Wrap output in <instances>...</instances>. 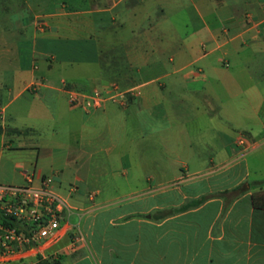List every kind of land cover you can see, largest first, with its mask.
Listing matches in <instances>:
<instances>
[{
	"label": "crops",
	"instance_id": "1",
	"mask_svg": "<svg viewBox=\"0 0 264 264\" xmlns=\"http://www.w3.org/2000/svg\"><path fill=\"white\" fill-rule=\"evenodd\" d=\"M108 82L137 93L67 103L66 86ZM263 118L264 0H0V179L50 175L66 204L58 237L26 263L264 264V205L250 196L264 190ZM59 121L84 193L62 195L59 170L38 162L56 148L40 130ZM97 150L154 173L101 181Z\"/></svg>",
	"mask_w": 264,
	"mask_h": 264
},
{
	"label": "built area",
	"instance_id": "2",
	"mask_svg": "<svg viewBox=\"0 0 264 264\" xmlns=\"http://www.w3.org/2000/svg\"><path fill=\"white\" fill-rule=\"evenodd\" d=\"M65 90L67 103L85 111L105 101L124 104L127 97L137 93L136 88L121 89L115 82L90 90L74 86ZM235 142L243 144L244 139L238 136ZM51 181L52 177L44 174L36 185L0 184V264H34L26 263V256L58 237L66 204L52 190Z\"/></svg>",
	"mask_w": 264,
	"mask_h": 264
},
{
	"label": "rangeland",
	"instance_id": "3",
	"mask_svg": "<svg viewBox=\"0 0 264 264\" xmlns=\"http://www.w3.org/2000/svg\"><path fill=\"white\" fill-rule=\"evenodd\" d=\"M86 41H78L76 44H85ZM96 83V82H95ZM69 124L64 122H58L55 126L50 128L49 124L43 126V128L40 130V137L44 144H54L56 148L53 152L50 154H44L39 157L38 162L39 164H42L45 167V172H50V166L52 168H56L60 172V178L57 180L54 178L55 182L54 185L58 186L59 192L66 196L68 189L74 188L75 186H79V192L84 193L87 190L93 189L90 186H81L82 179L88 180V177H85V172L81 168L79 161L80 159H76L77 156H73V147L71 143V137L68 132ZM53 130V131H52ZM35 133H28V136H35ZM52 134L51 138L49 135ZM240 137L245 139L242 134H239ZM253 141V140H249ZM28 157H30L32 160L33 153H26ZM113 155H108L106 151L104 150H97L94 154H92L89 157L90 162H97L99 165L104 166V169L106 170L104 172H101V177L99 176V179L101 181L104 180H112V181H121L124 178H146L153 175L154 172L147 171L143 168H139L137 171L133 170H124L121 167H114L112 164L114 163L112 159ZM143 167V166H142ZM0 171L3 172L2 169V162L0 163ZM175 173L174 171L164 172V176L170 177ZM76 175L79 176V179H76ZM82 178V179H81ZM81 179V180H80ZM95 178H90L89 181L93 182L96 180ZM1 184H11L9 181L1 180ZM87 189V190H86ZM106 189L108 191L107 194L114 195L117 192H119L120 188L117 187H108V188H102ZM97 198V197H96ZM96 198L94 200H96ZM93 200V201H94ZM70 201V198H69ZM85 203H91L90 200H86ZM90 216L93 215V213L89 214Z\"/></svg>",
	"mask_w": 264,
	"mask_h": 264
},
{
	"label": "trees",
	"instance_id": "4",
	"mask_svg": "<svg viewBox=\"0 0 264 264\" xmlns=\"http://www.w3.org/2000/svg\"><path fill=\"white\" fill-rule=\"evenodd\" d=\"M250 196H251V201L254 205H264V190L254 191L250 194ZM38 263L39 264H60L56 259H40V258H39Z\"/></svg>",
	"mask_w": 264,
	"mask_h": 264
}]
</instances>
